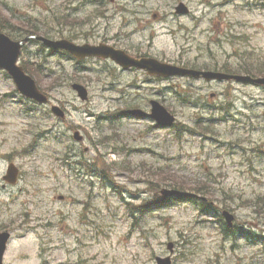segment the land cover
I'll use <instances>...</instances> for the list:
<instances>
[{
    "label": "rangeland",
    "instance_id": "374dc122",
    "mask_svg": "<svg viewBox=\"0 0 264 264\" xmlns=\"http://www.w3.org/2000/svg\"><path fill=\"white\" fill-rule=\"evenodd\" d=\"M126 1L120 3V7L126 6ZM2 2L6 17H40L43 24L55 26L64 36L78 37L77 43L102 40L125 48L129 43L126 31L139 26L141 32L133 41V51L140 47L143 53L148 52L168 63L180 60L200 67L227 64L239 68L240 64L255 67L264 58V9L251 7L249 0H149V6L137 9L128 6L123 17L110 19L107 13L106 17L91 18L84 25L57 21L63 14L90 20L92 8L75 10L79 0ZM179 2L191 9L189 16L175 15ZM105 4L107 9H115L109 7L108 0ZM149 10L154 19L147 16ZM138 17L147 22L139 25ZM35 48L28 45L20 62L35 71L40 64L35 62L43 63L40 74L34 78L52 104L67 110L68 117L60 122L47 113L49 110L35 109L17 96L0 103V217H5V227L12 228L15 238L5 264H153V256L163 254L168 242L175 243L178 258L185 255L186 262L180 260L179 264H264V246L258 245L264 243V235H261L264 202L260 214L256 213L257 205L244 203L257 196L264 197V158L251 151L257 147L264 150V133L249 134L237 128L236 123L227 124L215 118L218 121L216 136L178 137V130L147 132L149 122L109 119L111 113L125 106H137L138 100L146 103L151 98L149 94L163 88L167 90L163 104L175 114L177 122L193 126L203 119L199 116L201 113L182 106L175 91L186 92L198 100L195 91L202 85L191 87L180 79L147 84L143 75L117 72L112 64L99 60L80 65L84 72H79L77 67L74 71L71 64H60V59L38 61L33 55ZM73 71L90 92L86 103L73 92L66 77L53 78L56 74L71 75ZM230 89L237 93L228 95ZM228 90H217L221 94L219 98L215 91L205 93L206 99L222 104V101L238 98L251 103L255 98L251 89L231 85ZM14 91L11 79L0 73V95H12ZM254 112L264 123V107L259 105ZM71 128L84 136L82 143L72 139ZM105 138L108 140L103 144ZM114 148L121 157L109 155L116 153ZM144 148L150 151L145 152ZM94 154L98 155L95 162L99 160L100 164L103 160L122 164L124 161L131 166V172L116 174L114 171L117 180L129 188L132 195H126L128 199L148 200L154 195L144 181H148L149 175L154 177L151 168L156 166L173 167L197 182L210 179L213 192L202 196L213 199L216 209L231 208L236 212L242 233L251 230L258 237L243 239L244 235H240L241 244L234 247L231 238L223 239L215 225L216 219L202 216L191 202H174L162 209H152L144 220L132 223L128 211L109 192H104L101 199L105 224L100 226V215L86 211L78 214L83 207L72 198H82L88 194V189L84 187L85 181L75 178L68 166L78 160L96 158ZM10 162L19 166L21 181L17 187L4 191L1 178ZM221 199L225 200V205L216 204L215 201ZM96 203L95 196L89 207L97 209ZM38 215L41 223L51 221L47 225L52 227L40 230L44 234L41 239H33L31 233L17 226L32 222ZM80 231L86 236L87 245L78 241Z\"/></svg>",
    "mask_w": 264,
    "mask_h": 264
},
{
    "label": "water",
    "instance_id": "95a60500",
    "mask_svg": "<svg viewBox=\"0 0 264 264\" xmlns=\"http://www.w3.org/2000/svg\"><path fill=\"white\" fill-rule=\"evenodd\" d=\"M20 45L18 43L11 42L4 35H0V68L6 69L10 75L15 80L18 89L29 98L35 99L40 103H45L47 101L36 88L34 81L29 77H26L23 69L16 66L18 57L20 55ZM69 50L77 57H85L87 55H93V52H89L87 48H79L75 46H69ZM98 56L108 57L111 56L113 59L117 60L118 63L128 68L130 66H137L139 68L147 69L151 74H159L160 76H173L182 74L177 68L162 65L155 61H141L136 62L122 55L108 54L102 51H95ZM198 75L197 73H193ZM75 89L79 91L80 96L85 99L86 91L83 87L75 86ZM56 114L62 115L60 111L54 109ZM161 125L171 126L174 122V118L170 116L164 108L159 104L154 103L153 114L151 116ZM10 175L15 176L16 172L13 168L10 169Z\"/></svg>",
    "mask_w": 264,
    "mask_h": 264
},
{
    "label": "flooded vegetation",
    "instance_id": "af4514ba",
    "mask_svg": "<svg viewBox=\"0 0 264 264\" xmlns=\"http://www.w3.org/2000/svg\"><path fill=\"white\" fill-rule=\"evenodd\" d=\"M5 230V229H4Z\"/></svg>",
    "mask_w": 264,
    "mask_h": 264
}]
</instances>
